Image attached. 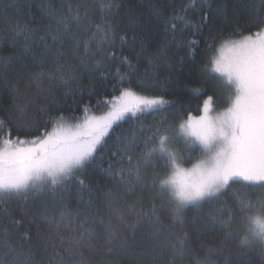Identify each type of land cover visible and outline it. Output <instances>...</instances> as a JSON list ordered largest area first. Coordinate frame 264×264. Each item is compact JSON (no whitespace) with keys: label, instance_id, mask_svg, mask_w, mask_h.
<instances>
[{"label":"snow or ice","instance_id":"obj_1","mask_svg":"<svg viewBox=\"0 0 264 264\" xmlns=\"http://www.w3.org/2000/svg\"><path fill=\"white\" fill-rule=\"evenodd\" d=\"M198 6L204 12L200 21L193 22L184 15L165 17L159 7L149 4V17L163 23L173 39L158 45L151 54L141 40L137 59L146 58L155 67L158 60L166 59L163 50L171 43L195 57L200 41H177L176 33L183 36L192 28L194 36L205 23L212 24L217 14L227 15L228 7L217 4L213 8L211 0H200ZM195 7L196 0H190L180 11ZM98 8L99 20L89 16L88 6L81 12L80 5L74 9L69 5L67 13L48 10L51 16L59 17L54 26L49 23L34 28L31 22L18 23L12 29L14 52L0 56V78L5 82L14 63L31 61L37 68L29 73L23 90L19 82L6 84L11 87V104L0 106L4 113L0 115V216H11L6 206L13 201L20 209L19 219H9L7 224L0 221V264H44L43 259H37L41 252L47 256V264H120V257L126 254L124 242L116 239L111 224L97 220V205L104 202L112 208L118 198L111 189L101 193L86 182L83 177L90 167L105 172L118 191L132 192L139 187L155 194L149 210L141 209V214L148 217L151 226L152 251L168 246V264L183 262L189 254V264H255L249 251L264 264V0L244 6L243 24L242 13L233 8L236 20L231 31L220 29L213 34L210 29L204 38L201 71L223 94L207 95L198 104V116L181 112L178 101L145 94L160 87L154 71L146 69L137 87L123 86L131 84L129 76L137 69L113 48L115 28L109 17L119 5L116 0H103ZM178 24L183 26L178 28ZM73 25L79 33L73 31ZM41 31L46 35L40 36ZM49 38L53 44L67 47L85 70V57L93 45V56L101 57L94 68H100L105 59H119L127 65L128 73L117 69L118 82L112 90L118 95L97 102L107 111L94 115L85 106L82 115L65 114L64 99L75 95L72 86L81 90L83 85L75 67L67 61L61 63L64 51L57 50L45 69ZM119 39L123 44L128 38L122 35ZM37 40L44 44L43 51L36 47ZM33 85L35 94L31 92ZM59 89H63L60 98L56 95ZM193 93L202 96L204 90L195 88ZM217 104L226 106L216 110ZM172 105H177L173 119L162 115L151 123L143 121L145 114L163 113ZM68 109L75 111L71 106ZM122 122H130L129 128L117 131ZM13 132L24 135L14 136ZM188 163L191 167L184 166ZM73 186H77L83 210L65 206L64 195ZM57 205L64 209L58 216ZM206 205H211L207 211ZM190 207L197 210L193 222L219 228L225 240L235 242L238 251L225 256L224 249L199 241L206 249L199 255L184 227L185 211ZM161 211L168 214L170 223L161 219ZM93 224L98 227L92 228ZM49 249L54 251L49 254Z\"/></svg>","mask_w":264,"mask_h":264},{"label":"trees","instance_id":"obj_2","mask_svg":"<svg viewBox=\"0 0 264 264\" xmlns=\"http://www.w3.org/2000/svg\"><path fill=\"white\" fill-rule=\"evenodd\" d=\"M103 0H0V56H8L14 52L12 47V36L14 35L12 29L16 24H25L31 22L30 26L40 28L47 26L51 23L53 26L56 23L58 16H51L49 9L55 10L60 13H67L68 6L72 5L73 9L76 5L81 6V12L85 6H88L89 16L93 20H99L101 12L98 5ZM119 5L118 9H114L109 19L115 28V45L114 50L120 53V56H127L133 65L136 66V73L130 75L129 79L131 84H125L124 87L132 86L137 87L138 81L144 76L145 70L149 72L154 71L156 77L161 82L159 88L149 89L145 94L147 95H163L165 99L171 101H178L181 112H191L193 115H198L200 112L197 110L198 104L203 101L207 95L219 96L222 91H218L212 84L211 78L205 76L201 68L205 62V54L202 49L205 47V37L209 36V30L212 29L213 34L218 30L223 29L225 32L231 31L234 26L236 18L232 15V9L240 10L241 17L240 23L243 24L246 16L243 15L244 6L253 3V0H211L212 7L215 8L217 4H226L227 15L217 14L213 18L212 24L205 23L202 30L196 35H192L195 31L189 28L183 36L176 33V40L181 39H195L200 41L196 48L197 55L195 57L188 56L187 49L177 46L176 43L169 44L164 48L166 59H160L156 62V66L149 65L146 58L137 59V54L143 46L148 49L147 54L156 51L158 45H164L172 41L173 37L170 31H166L163 23L156 22L154 18L149 17V4H155L161 9L164 16H171L173 14L184 15L186 19L193 22L200 21L204 9L198 5L200 0H196L197 7L192 8L187 12L180 11L182 5L187 4L190 0H116ZM51 16V19H49ZM149 20L152 22L149 23ZM86 26V25H85ZM183 25L178 24L177 27ZM73 31L79 30L73 25ZM40 36L46 35L41 31ZM126 36L128 39L125 43L121 44L119 37ZM136 37L133 41L132 37ZM47 43L51 46L49 49L50 54L46 57L48 63L44 67L47 70L51 61L55 59V52L57 50L64 51L65 56L61 58V63L67 61L72 64L76 69V75L80 77V84L83 85L81 90H77L73 85L75 95H71L64 99V108L66 115H82V109L88 106L92 109V113L104 112L107 108L104 105L97 106L98 101L104 100L105 97L118 95V92L112 90V86L118 82L117 69L120 73H128L129 69L126 64H122L119 59H105L100 68L93 67L95 61L100 60V56H93L96 46H92V52L88 54L85 59L88 61V69H83L79 64V58H74L68 53L67 47L61 48L59 43L53 44L49 38ZM67 43V42H66ZM36 47L44 50V44L37 40ZM81 53L83 49L80 50ZM207 55H211L210 53ZM183 58V59H181ZM37 70L31 61L17 62L11 65L6 73L8 80L5 82L0 78V106L7 108L11 104V87L6 84H16L19 82V87L23 90V86L29 83V73ZM47 86V82H45ZM200 88L204 90L202 96H197L193 93V89ZM137 90H140L137 88ZM31 92L35 94V86L31 88ZM63 89L56 92L58 98L62 96ZM74 101L78 103L74 104ZM68 106H71L75 111H69ZM226 105H215L216 110H220ZM177 105H172L164 110L163 113L145 114L142 117L143 121L151 123L153 118H161L162 115L167 116V119H173V111ZM32 114H35L34 112ZM0 115H4L0 112ZM130 122H122L121 129L129 128ZM13 135L23 136V133L13 132ZM108 157H106L107 159ZM191 164H185L190 166ZM107 168V163L103 165ZM86 182L91 184L98 192H104L111 189L117 196L116 203L112 208L107 207L104 202L97 205L99 209V216L97 220H102L104 224H111L116 232V239L124 242L126 254L120 257V264H168L169 248L167 245L156 248L155 251L151 249V239L148 235L151 226L148 223V217L141 214V209L148 211L152 197L155 195L148 189H141L137 187L132 192L117 190L115 182L110 180L107 174L100 170V168L90 167L85 173L84 177ZM239 185H233L237 188ZM102 199V198H101ZM84 200H88V196L84 195ZM229 202H231L229 200ZM64 203L68 209L75 211L76 209L83 210L84 205L81 203L77 195V186H73L68 193L64 195ZM155 203L159 205L160 199L157 198ZM6 207L11 211V216H0V221L7 224L9 219H19L20 209L15 201L11 202ZM211 205L205 206V211ZM57 216L59 212L64 209L59 205L56 206ZM197 210L193 207L185 211V229L192 236L193 245L199 255L203 256L206 249L200 247L199 241L204 244L210 245L214 248L224 249V255L229 252H236L233 240H225L224 232L219 228L210 229L202 226L198 221L193 222V217L196 215ZM160 217L165 223H170L168 214L164 211L160 212ZM92 228H97V224L90 225ZM23 231V229H21ZM143 241H148L144 243ZM54 250L49 249V254ZM62 255H66L62 249H57ZM87 255V253H85ZM248 255L252 257L255 264H260V258L254 251H249ZM38 261L43 259L44 264H47V256L41 252L37 257ZM98 259V257H97ZM191 254L186 255L183 262L177 261V264H189L191 261Z\"/></svg>","mask_w":264,"mask_h":264},{"label":"rangeland","instance_id":"obj_3","mask_svg":"<svg viewBox=\"0 0 264 264\" xmlns=\"http://www.w3.org/2000/svg\"><path fill=\"white\" fill-rule=\"evenodd\" d=\"M105 111H107V109L105 110ZM104 111V112H105ZM103 112H101V113H93L94 115H101ZM198 115H200V114H198ZM198 115H194V116H198ZM185 166V165H184ZM185 167H191V165L190 166H185Z\"/></svg>","mask_w":264,"mask_h":264}]
</instances>
